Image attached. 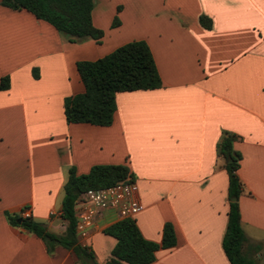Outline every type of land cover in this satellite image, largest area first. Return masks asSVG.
<instances>
[{"label":"crops","instance_id":"obj_1","mask_svg":"<svg viewBox=\"0 0 264 264\" xmlns=\"http://www.w3.org/2000/svg\"><path fill=\"white\" fill-rule=\"evenodd\" d=\"M91 14L100 41L71 40L0 3V78L9 76L0 89V264H77L71 249L49 252L8 216L28 206L31 219L61 233L69 167L83 173L97 163L128 166L143 204L133 218L145 238L161 242L172 224L175 243L148 264H230L222 246L228 174L219 154L227 131L241 153L243 254L264 264V0H93ZM132 39L148 43L162 85L118 91L109 125L67 122L64 97L84 89L76 61ZM118 219L105 210L83 240L98 262L116 242L103 229Z\"/></svg>","mask_w":264,"mask_h":264},{"label":"trees","instance_id":"obj_2","mask_svg":"<svg viewBox=\"0 0 264 264\" xmlns=\"http://www.w3.org/2000/svg\"><path fill=\"white\" fill-rule=\"evenodd\" d=\"M0 3L30 11L36 17L48 21L57 31L68 35L71 40L91 37L100 41L104 33L103 29L93 24V0H0ZM199 21L205 27L210 26V18L204 14L199 16ZM118 24L119 18L115 14L111 25ZM76 69L84 89L64 97L63 111L67 122L109 125L113 121L118 91L162 85L153 54L144 39L126 41L95 59H79L76 61ZM8 86L9 76L4 75L0 78V89ZM233 139L234 134L227 131L219 142V154L225 160L228 174L229 198L222 246L230 264H256L243 254L245 235L238 203L242 183L237 174L241 153L233 148ZM126 178L132 179V174L124 163H97L83 173H77L73 167H69L61 200L60 217L65 221V229L61 233L48 230L43 223L30 217L12 214L8 219L12 224L41 237L49 252H53L56 245L71 249L76 255L77 264H148L155 258L156 249L175 243L171 223L164 224L161 242H156L142 235L133 217L112 222L103 231L115 237L116 242L111 255L104 262H98L94 253L79 241L76 234L77 196L89 188L106 186Z\"/></svg>","mask_w":264,"mask_h":264},{"label":"built area","instance_id":"obj_3","mask_svg":"<svg viewBox=\"0 0 264 264\" xmlns=\"http://www.w3.org/2000/svg\"><path fill=\"white\" fill-rule=\"evenodd\" d=\"M137 191V183L133 179L126 178L106 186L89 188L80 193L75 199V230L79 241L85 244L83 240L89 235L90 229L97 225L98 218L105 210H116L119 219L133 217L141 211L143 204ZM20 216L31 217L30 208L23 206Z\"/></svg>","mask_w":264,"mask_h":264},{"label":"water","instance_id":"obj_4","mask_svg":"<svg viewBox=\"0 0 264 264\" xmlns=\"http://www.w3.org/2000/svg\"><path fill=\"white\" fill-rule=\"evenodd\" d=\"M231 199H235V197H231ZM20 221V219H18V222Z\"/></svg>","mask_w":264,"mask_h":264},{"label":"rangeland","instance_id":"obj_5","mask_svg":"<svg viewBox=\"0 0 264 264\" xmlns=\"http://www.w3.org/2000/svg\"><path fill=\"white\" fill-rule=\"evenodd\" d=\"M65 34V33H64ZM66 35V34H65Z\"/></svg>","mask_w":264,"mask_h":264}]
</instances>
